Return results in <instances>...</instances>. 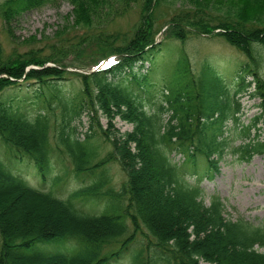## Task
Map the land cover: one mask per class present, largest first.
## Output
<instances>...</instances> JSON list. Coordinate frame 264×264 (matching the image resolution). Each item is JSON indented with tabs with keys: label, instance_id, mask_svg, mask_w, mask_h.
<instances>
[{
	"label": "trees",
	"instance_id": "16d2710c",
	"mask_svg": "<svg viewBox=\"0 0 264 264\" xmlns=\"http://www.w3.org/2000/svg\"><path fill=\"white\" fill-rule=\"evenodd\" d=\"M67 1L74 27L59 33L47 51L32 48L5 56L0 49V94L22 83L37 84L34 98L42 105L29 118L0 99V143L12 162L26 160L40 183L51 184L50 191L33 187L0 156V264H117L123 259L127 264H264L258 251L264 248V224L225 218L221 198L214 195L207 205L202 187V177L212 179L219 172L228 150L241 160L264 154V12L259 22L239 12L214 22L196 5L159 26L162 0ZM47 2L0 0L7 35L13 36L19 17ZM135 7L140 20L131 34L114 32L113 22ZM192 36L221 38L239 52L244 60L232 85L209 62L192 68L184 48ZM166 41L181 47L177 59ZM70 56L78 63H68ZM110 57L115 60L90 74L67 70L90 71ZM68 76L78 83L76 92L63 87L72 80ZM162 84L160 102L141 97ZM245 95L261 100L260 115L246 126L240 122ZM83 116L91 134L80 141L71 125ZM117 118L132 131L120 134ZM234 130L242 139L235 148ZM94 137L111 148L97 162L90 146ZM54 152L69 158L76 178L93 182L68 199L58 197L53 189L63 180L50 177ZM174 154L183 162H174ZM114 165L125 175L119 190L112 186ZM101 201L105 208L99 215L79 206ZM51 244L61 250L40 248Z\"/></svg>",
	"mask_w": 264,
	"mask_h": 264
},
{
	"label": "rangeland",
	"instance_id": "374dc122",
	"mask_svg": "<svg viewBox=\"0 0 264 264\" xmlns=\"http://www.w3.org/2000/svg\"><path fill=\"white\" fill-rule=\"evenodd\" d=\"M196 5H201L202 8L207 10V13L214 22L224 16L223 19L237 17L239 13L244 14L241 16L244 19L250 18L259 22L263 18V14L261 13L264 12V0H162L157 10V15L161 16L158 21L159 26H162L166 21L171 19V16L180 11L196 10ZM242 7L245 8L246 12ZM139 18L140 9L139 7H135L122 17L116 19L111 29L121 35H130L132 29L140 20ZM74 24L73 6L67 0H48L47 4L43 7L28 11L13 22L12 37L7 35V26H5L0 18V49L4 52L5 56L13 52L24 53L32 48H44L45 50L47 45L55 41V37L59 33L72 29ZM157 39L158 41H162L164 39L163 34H160ZM168 44L169 46L171 45L166 48L168 49V53L174 54L173 58L177 59L181 47L176 43L173 44L170 41H166L165 45L168 46ZM184 48L191 61L192 68H199L202 63L209 62L229 85H232L235 71L244 60L235 48L218 37L200 36L198 38L192 36L186 42ZM98 61L99 59L96 62ZM68 63H78V61L70 56ZM69 66L71 65L69 64ZM68 70L71 72L82 71L79 68H68ZM261 73L264 79V70ZM161 76H156V79L160 80ZM70 79L73 80L71 77ZM72 80H68L63 86L67 92H76L77 90L78 83ZM164 86L162 84L155 89L148 90L147 93L141 92L140 95L143 99H148L150 103H158L162 100ZM37 88V84L22 83V86L10 88L1 93L0 99L5 103L7 101L10 102L13 107L19 108V111L29 118H34L42 109V105L38 104L40 102L34 98V92ZM252 91H254L253 88ZM240 102L243 108L240 122L244 126L250 125L261 113V100L259 98H249L248 95H245L240 98ZM100 125L106 128L107 121L101 119ZM53 126L55 128L54 124ZM71 127H76L77 138L80 141H83L87 134H91L90 121L86 116H83L81 120L73 122ZM232 127L233 125L230 123L228 128L232 129ZM115 128L120 134L131 132L133 129L132 125L122 122L118 118L115 121ZM255 133L254 131L253 134ZM55 135L56 133L52 131L51 145L54 149L57 147ZM240 137L239 131H232L230 139L234 140L232 144L234 148L242 143ZM260 139H264V134L261 135ZM90 146L95 155V162L104 158L111 151L110 146L99 137L92 138ZM231 150H228V153L219 165V172L212 179L202 177V187L205 190V203L208 205L212 196H219L224 203L225 218L233 221L243 218L256 226L264 224V154L256 155L250 160H241L238 156L232 154ZM0 156L16 175L21 176L30 185L43 191L51 190L50 183L43 185V183L39 182L35 177L34 170L31 166H27L26 160L24 164L12 162L7 149L1 143ZM172 157L176 163L183 162L184 160L181 154H174ZM52 162L54 165L53 174L50 177L60 176L63 180L62 184L53 190L62 199H68L72 192L86 187L93 182V179L89 177L76 178L72 172L71 162L66 155L54 152ZM110 175L113 188L119 190L125 181L124 173L118 166L114 165L111 167ZM50 179L52 180V178ZM190 180L195 181L196 178L194 177ZM79 206L85 211L96 215L101 214L105 208L103 201L96 204H79ZM49 246H53V248L45 246H40V248L51 251L61 250L60 244H51ZM258 251L264 253V248H259ZM117 264H127V259H123Z\"/></svg>",
	"mask_w": 264,
	"mask_h": 264
}]
</instances>
